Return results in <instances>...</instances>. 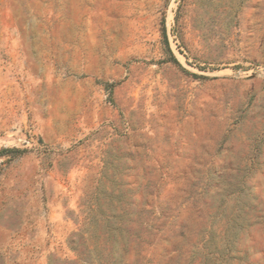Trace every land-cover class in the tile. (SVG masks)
Masks as SVG:
<instances>
[{
  "label": "rangeland",
  "instance_id": "1",
  "mask_svg": "<svg viewBox=\"0 0 264 264\" xmlns=\"http://www.w3.org/2000/svg\"><path fill=\"white\" fill-rule=\"evenodd\" d=\"M0 264H264V0H0Z\"/></svg>",
  "mask_w": 264,
  "mask_h": 264
}]
</instances>
